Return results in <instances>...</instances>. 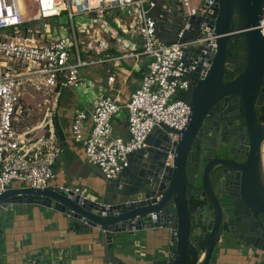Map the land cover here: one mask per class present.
Listing matches in <instances>:
<instances>
[{
	"label": "built area",
	"instance_id": "2783aa9c",
	"mask_svg": "<svg viewBox=\"0 0 264 264\" xmlns=\"http://www.w3.org/2000/svg\"><path fill=\"white\" fill-rule=\"evenodd\" d=\"M170 2L0 0V193L12 181L38 189L56 185L54 164L62 148L54 117L62 91L89 84L82 68H103L106 77L97 82L93 107L74 109L70 135L106 178H116L127 167L129 153L147 147L146 137L154 126L175 131L187 126L191 112L181 95L195 68L188 64L189 50L214 38L209 24L213 0ZM176 9L181 10L179 17ZM75 17L84 20L75 25ZM60 19L71 38L61 33ZM39 20L55 21L59 34L53 37L37 29L33 24ZM174 27L178 29L173 35ZM257 28L264 35V6ZM144 57L148 60L138 86L122 102L113 94L117 71L121 73L124 64L138 71ZM36 96L42 97L47 110L42 121L31 123L30 99ZM122 108L127 113V138L114 133L113 122ZM168 137L174 142L178 134L168 132ZM171 159L168 151L165 164ZM261 174L264 183L263 151ZM38 254L33 251L30 264H39Z\"/></svg>",
	"mask_w": 264,
	"mask_h": 264
},
{
	"label": "water",
	"instance_id": "95a60500",
	"mask_svg": "<svg viewBox=\"0 0 264 264\" xmlns=\"http://www.w3.org/2000/svg\"><path fill=\"white\" fill-rule=\"evenodd\" d=\"M263 6L264 0H213L209 24L214 38L189 50L188 64L195 68L187 77L191 113L183 130L154 126L147 147L129 153L127 167L116 178L108 179L97 165L85 163V173L101 178L90 196L74 183L45 189L18 185L0 193V206L37 204L61 213L72 229L94 237L108 263L118 264L109 247L116 233L151 230L167 235L170 247L154 264H185L189 244L199 254L194 264H209L218 245L227 246L230 237L241 235L247 237L242 241L246 246L239 248L246 264H264V124L257 117L264 105V35L257 28ZM175 14L179 17L181 10ZM237 49L242 50L240 66L234 67L238 73L223 83L225 71L233 69L226 62L228 53ZM230 94L236 95L245 135L233 134V141L220 140L219 146L214 132L202 135L198 129L214 99ZM54 125L59 141L66 143L57 116ZM173 131L178 137L170 142L168 132ZM168 151L172 159L165 164ZM193 199L197 203L191 208ZM197 217L196 229L205 226L207 231L202 248L191 234Z\"/></svg>",
	"mask_w": 264,
	"mask_h": 264
},
{
	"label": "crops",
	"instance_id": "0c3cea01",
	"mask_svg": "<svg viewBox=\"0 0 264 264\" xmlns=\"http://www.w3.org/2000/svg\"><path fill=\"white\" fill-rule=\"evenodd\" d=\"M160 3H165V0H160ZM166 4L169 5L171 2ZM164 38H166L165 33ZM147 60V58H143L140 68H146ZM124 67L125 69L121 73L117 71L120 78L116 80L113 91V94L117 95L122 102L128 98L127 92L138 86L140 78L133 74L135 68L126 64ZM99 70L101 71L103 68H99ZM104 79L105 77L102 76L99 83H102ZM122 82L125 84L124 86H121ZM97 84L92 89L93 97H87L89 98L87 100L81 98L76 88L62 91L58 100L56 116L59 124L61 125V121H63L66 126L63 130L64 133L65 131L70 133V124L75 108L82 107L90 110L93 107L95 92L98 89ZM83 92L87 93V91ZM60 106L64 110L62 113L59 112ZM126 118V109L122 108L113 122L114 133L123 138L128 137ZM88 126L89 122H87ZM65 139L66 143L59 141V144L62 143L69 150V155L60 169L66 180L57 182V177H55L53 183H74L80 186L86 195L90 196L93 193L94 185L100 183L101 178L98 175L89 176L82 168L89 161L85 158L81 143L73 141L72 137L67 138L66 134ZM61 148L63 151L64 147L61 146ZM262 151L264 152V145ZM58 157L54 164L55 169L58 166ZM15 205L18 206L15 213L10 215L5 223H0V264H30V256L36 249L39 250V264H116L106 262L103 248L94 241V237L79 228L72 229L71 224L61 213L37 204ZM0 209L3 211L2 207ZM114 240L116 242L110 244L109 247L118 264H154L158 259L165 258L167 251L170 250L167 235L162 236L151 230L135 232L133 235L116 233ZM209 264H246V259L239 249L232 245L220 244Z\"/></svg>",
	"mask_w": 264,
	"mask_h": 264
},
{
	"label": "flooded vegetation",
	"instance_id": "af4514ba",
	"mask_svg": "<svg viewBox=\"0 0 264 264\" xmlns=\"http://www.w3.org/2000/svg\"><path fill=\"white\" fill-rule=\"evenodd\" d=\"M233 49V48H232ZM242 61V50H236V54L232 55L228 53L226 62L229 63L233 67L231 69V73L228 70L225 71V75L223 76V83L228 80H233L235 75L238 73L237 69L234 68L235 66L238 68ZM190 82H188L187 89L182 93V97L185 100H188L191 96ZM236 95L230 94L221 97H217L210 105V109L207 110L201 119V126L198 129V132L202 135L211 134L212 132L215 133L217 145L222 146L220 140L223 141H233L235 135H245L244 134V126L241 123L240 112L238 108V104L236 102ZM261 108V107H260ZM260 111V110H259ZM258 111V113H259ZM257 113V117H258ZM235 134V135H233ZM212 136L210 135V138ZM197 200L193 199L191 203V208H194L196 205ZM200 218L197 217L193 220L192 225L194 223H198ZM202 227V226H201ZM207 234L205 226L202 227L200 230L197 231L196 236H204ZM232 247L239 249L241 246H246L243 244L242 241L247 240L245 235H241L239 238L230 237ZM228 246V245H227Z\"/></svg>",
	"mask_w": 264,
	"mask_h": 264
},
{
	"label": "rangeland",
	"instance_id": "374dc122",
	"mask_svg": "<svg viewBox=\"0 0 264 264\" xmlns=\"http://www.w3.org/2000/svg\"><path fill=\"white\" fill-rule=\"evenodd\" d=\"M192 1V0H191ZM165 3H170V0H165ZM84 19L81 17H75L74 18V23L75 25L81 23ZM60 24H62V34L65 35L68 38H71V34L69 32V29H65V25H67V23H63L64 21L62 19H60ZM33 25H35V27L41 31H49V34L53 37L57 36V34H59L58 32L55 31V29L57 27V24L55 23V21L50 20V21H45V20H39L36 21ZM81 75L83 76L84 80H88L89 79V84H85L84 82L82 84H80L77 88L76 91L79 93V95L81 96V98L87 100L90 97L94 95V93H92V89H94V87L96 86L98 80L101 81L102 80V76L106 77V72L105 70H99L98 67H87V68H82L80 70ZM120 74V73H119ZM120 76L117 74L116 75V80L119 79ZM127 83H129V81H127ZM125 84H123V82L121 83V86H124ZM83 91H87V93H84ZM128 94L130 92H127ZM41 96H36L34 99H30L31 104H32V108L33 110H31V115L30 117H32V122L31 123H35V122H39L43 120V115L45 114L47 108L43 103H41ZM37 103H41L40 105H37ZM64 110L62 109V107H59V112L62 113ZM67 119V118H66ZM61 126L63 128V130L66 128V126L64 125L63 121H61ZM39 130H37L36 132H38ZM66 137L67 138H71L70 133L68 134L67 131H65ZM264 144V143H263ZM69 155V150L66 146H64V149L62 151V153L60 154V156L58 157V161H57V169L54 168L55 172H56V177H57V182H64L66 179L64 177V175L61 174V165L62 163L67 159V156ZM21 185L19 182L16 181H12L10 183V186H18ZM3 208V211L0 209V219L1 222L5 223L7 218L10 215H13L15 213L16 210V206L15 204H3L0 206V208ZM28 212V211H26ZM192 236H194L195 234H197V229L194 228L192 230ZM216 251V249H215ZM214 255V254H213Z\"/></svg>",
	"mask_w": 264,
	"mask_h": 264
},
{
	"label": "trees",
	"instance_id": "16d2710c",
	"mask_svg": "<svg viewBox=\"0 0 264 264\" xmlns=\"http://www.w3.org/2000/svg\"><path fill=\"white\" fill-rule=\"evenodd\" d=\"M145 69V67H142L140 68V70L138 71H135L133 74L136 76V77H140L141 75V72ZM258 121L260 123H263L264 124V105L260 108V111L258 113ZM62 147H64L65 145H63L62 143H60ZM200 224L199 223H194L192 225V230L194 228H197L199 227ZM203 227V226H202ZM196 239V242L198 244V246L200 248L203 247V244H204V239H205V235L204 236H196L195 237ZM199 258V254L197 253V250L196 248L194 247V245L192 244H189L188 246V253H187V257H186V261H185V264H194L196 263V261L198 260Z\"/></svg>",
	"mask_w": 264,
	"mask_h": 264
},
{
	"label": "bare ground",
	"instance_id": "6f19581e",
	"mask_svg": "<svg viewBox=\"0 0 264 264\" xmlns=\"http://www.w3.org/2000/svg\"><path fill=\"white\" fill-rule=\"evenodd\" d=\"M20 9H21V11H22V13H23V15H24V17H25V10H24V8H23V4H22V2H20ZM264 145V144H263ZM263 145H262V148H263Z\"/></svg>",
	"mask_w": 264,
	"mask_h": 264
}]
</instances>
